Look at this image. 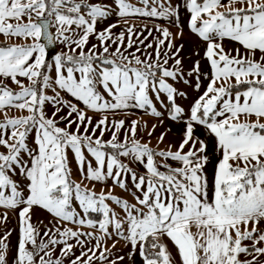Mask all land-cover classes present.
<instances>
[{"label": "snow or ice", "instance_id": "1", "mask_svg": "<svg viewBox=\"0 0 264 264\" xmlns=\"http://www.w3.org/2000/svg\"><path fill=\"white\" fill-rule=\"evenodd\" d=\"M113 3L115 7L88 0H0V34L5 38L0 43V77L17 86L13 90L0 81V111L4 112L0 146L6 149L0 152V208L4 209L0 220H7L9 210H18L14 264H63V258L73 253L69 239L81 250L68 264H92L97 259L117 264L124 257L116 255L108 261L105 254L110 250L100 244L101 236L113 233L130 245L128 258L138 250L143 264H174L162 241L165 235L174 243L180 264H264V0H184L190 14L187 28L204 42L203 57L210 66L202 72L196 60L188 72L195 76V89L201 88V76L207 83L187 115L176 103L177 96L187 93L168 82L189 83L180 57L183 45L175 46L173 34L159 25L156 29L163 38L157 37L154 46L133 40L141 33L134 32L126 19L175 17L180 29L175 35L181 36L184 26L178 7L166 6L162 0H151V6L150 0H139L142 7L130 0ZM113 12L118 19L96 31V23ZM121 21L126 27L113 33ZM90 36L97 43L89 46ZM17 39L23 42L8 43ZM225 39L242 46L244 52L240 47L226 51ZM57 40L68 50L46 61L47 46ZM134 44L146 49L143 59ZM150 93L157 100L163 94L168 118L184 123L182 139L174 149L142 143L136 138L137 120L124 128L123 120L109 124L104 115L93 123L87 114L135 107L160 117L163 113ZM46 103L54 107L51 115L44 110ZM9 108L28 114L9 116ZM62 109L64 114L59 115ZM197 126L203 137L196 134ZM109 129L110 138L105 140ZM145 130L151 135V130ZM33 132L30 146L27 137ZM163 139L161 133L158 143ZM209 141L216 153L211 181L205 172ZM69 149L79 181L72 179ZM132 164L142 166L144 172ZM109 180L107 191L93 190L96 183L107 185ZM116 187L130 192L132 200L115 194ZM34 207L46 210L63 226L45 228L41 236L31 223ZM92 213L99 218H92ZM69 222L88 228L98 225V232L73 229ZM9 234L10 230L0 236V264H8ZM81 237L95 238V246L84 247ZM246 240L251 243L245 244ZM58 244H62L60 255L53 256Z\"/></svg>", "mask_w": 264, "mask_h": 264}, {"label": "crops", "instance_id": "2", "mask_svg": "<svg viewBox=\"0 0 264 264\" xmlns=\"http://www.w3.org/2000/svg\"><path fill=\"white\" fill-rule=\"evenodd\" d=\"M131 3L136 4L139 7H142L139 3V0H130ZM165 5H171L173 8L179 9V22L181 25H183V34L181 36H176L175 34L180 30L179 28L176 27L174 21L175 17H172L171 20H165L163 18H155V17H148V16H143V15H131L127 17V23L128 25L134 26V32H140L141 35L139 37L133 35V40H142L144 45H147L149 43L155 45V42L157 40V37L163 38L160 36V33L157 31L156 26L159 25L161 28L167 27L169 31L173 34V43L175 46L183 45V48L181 49L180 52V57L181 61L183 64V70H184V76L185 79L189 81V83L185 84L182 80L179 81H172L171 79L168 80L170 84H172L176 89L183 91L187 93L186 96L176 97V103L179 104L181 107L185 109V115H187L188 108L194 98L200 94V92L203 91L204 87L206 86L207 80L205 77L201 76V88L199 90L195 89L193 87V84L195 82V76H189L188 72L192 68L194 62L196 60H200V68L201 71H205L209 69V65L206 62V58L203 57V50H204V42L200 40L199 37H197L195 34L191 33L190 29L187 28L186 25V20L188 16L190 15L185 6H184V0H162ZM88 3H97V4H111L113 7H115L113 0H88ZM150 6H151V0H150ZM118 18L116 17L115 13L113 12L109 17L102 21H98L95 25L96 31H100L102 28L106 27L110 23H114ZM27 17H24V21L26 22ZM12 23H16L17 21L13 20L11 21ZM75 27V26H73ZM126 26L124 25L123 21H121L120 24H117L115 28H113L111 31L113 33H118L121 31L123 28ZM145 29H148L150 31H146ZM51 31H55V29H51ZM127 41V36L125 37V42ZM5 38L2 34H0V43H4ZM11 42H17V43H22L23 41L21 40H10L8 43ZM89 46L93 43H97V40L95 39V36H90L89 38ZM223 46L225 50L229 49H235L237 47H240L241 53L244 52V49L242 46H239L235 42H230L229 40L225 39L223 42ZM114 47V45H113ZM135 47H140V54L141 58L143 59V53L146 51V49L139 45V44H134L133 48ZM197 49H199V55H197ZM67 47L61 43L59 40H57L54 44H50L47 46L46 51H45V58L46 61L51 62L52 57L57 53V52H64L67 51ZM165 49L162 48L161 52L163 53ZM175 48H173V51ZM132 51V49H130ZM148 52H152L153 49H147ZM260 53L257 51L256 53V58L259 59ZM168 67H172V59L169 58L168 61ZM24 79V78H20ZM0 81H3V83L7 84L9 87H17L15 84L11 82L10 79H5L3 77H0ZM25 84H27V80H24ZM101 92H103L102 89H98ZM49 94H51V90L49 89ZM61 95H66L65 93H61ZM153 98V103L155 107L157 108L158 111L162 112L163 115L160 117H155L149 113H146L145 110L135 108V107H130L127 109H118L106 113H97V112H92L89 111L88 113H91L92 115L96 116H104L107 115L108 117V122L111 124L113 120H123L124 121V128H127L129 126L130 121L132 120H137L138 125H137V134L136 136L140 135L146 138V141L149 143V146L154 148V149H166L168 145H172L173 149L175 146L178 144V142L182 139V133L184 131V123L173 121L170 118H168L167 112L165 111L161 101H164L166 103V99L161 94L160 100H157L155 98V95L150 93ZM106 96V94H105ZM68 99H71L73 102H75L74 98L67 97ZM51 108L52 104L51 103H46L44 108ZM83 107V105H81ZM54 108V107H52ZM114 116H121L117 117L116 119L113 118ZM162 121V123H161ZM153 125H155V128L153 129ZM151 130V135H148L146 130ZM161 133H164V139L162 142L158 143V137L160 136ZM196 134L201 135L203 137V130L200 126H197L196 129ZM120 136L122 138L123 132L120 133ZM198 146V145H197ZM207 154L209 155L210 159L209 162L207 163L205 167V172L208 175L209 181H211L212 176H213V171H214V164L216 162V153L213 150V146L211 141L208 143V150ZM162 159V158H160ZM158 160V159H157ZM170 164H172L173 167L177 166L175 162L169 160L168 161ZM133 168H135L137 171L140 173L144 172V169L142 166H138L136 164L131 165ZM163 170V169H162ZM76 174H79V171L76 169ZM73 179V178H72ZM111 180L107 182V186L111 185ZM100 184V183H96ZM105 185V184H103ZM119 189L118 187H116Z\"/></svg>", "mask_w": 264, "mask_h": 264}, {"label": "rangeland", "instance_id": "3", "mask_svg": "<svg viewBox=\"0 0 264 264\" xmlns=\"http://www.w3.org/2000/svg\"><path fill=\"white\" fill-rule=\"evenodd\" d=\"M129 51H130V49H129ZM45 70H47V69H45ZM10 88H12V87H10ZM12 89L16 90L17 87H13ZM52 107H53V105H52ZM52 107L51 108H47V107L44 108L45 112L48 115H51V112L54 110V108H52ZM7 114L9 116H20V115H27L28 113L26 110L22 111V110H19L16 108H9V109H7ZM62 114H64L63 109L61 110V113H59V115H62ZM87 114L92 117L93 123H95L98 119L101 118V116L92 115L91 113H87ZM117 117H121V116H114L113 118L116 119ZM3 118H4V112L0 111V120H3ZM60 126L63 127L64 122H61ZM9 131H10V129H9ZM97 134H99V133H97ZM110 134H111V129H109L108 131H106L104 133L103 139H105V140L109 139ZM33 137H34V132L30 133L29 136L27 137V142L29 143L30 146L33 144ZM136 138L141 140L142 143H148L146 141V138L143 136L138 135V136H136ZM3 151H6V149L3 148L2 146H0V152H3ZM85 156L87 157V159L92 161L93 165H95L94 159L86 152V150H85ZM68 158H69V166L72 170V178L74 181H79L81 179V177L79 174L77 175L75 172L76 169L78 170V166L76 165V163L74 161V157H73V154L71 153L70 149L68 150ZM121 159L124 160L123 157H121ZM157 159L160 160V157H157ZM125 162H127V161H125ZM11 178L13 180H17V181L19 180L18 176H12ZM88 186L91 187L92 185L88 184ZM129 186L131 187L130 178H129ZM101 189H104L105 191H107V185L95 184V187L93 190L96 192H99ZM113 191L115 194L121 196L122 198H127L130 201L132 200V195L130 192L126 193L120 188L119 189L114 188ZM6 193H7V190H6ZM72 203H73V207L76 208L77 212H80L81 210L79 209V206L74 199H73ZM108 203L110 204V206L112 208H114L117 211V213H120L122 215V210L120 208H118L115 204H112L111 201H108ZM3 212H4V209L0 208V215H2ZM81 215H83V213H81ZM91 216L94 219L99 218V214H97V213H92ZM41 221H42V223H40ZM31 223L38 226V230H39L41 236L43 235L45 228H52V227L60 228L63 226V222L61 224H57L56 221L53 219V217L46 210H43L39 207H34L33 209H31ZM67 226L71 227L73 229L80 227L81 231H85V232H87V231L98 232V225L96 228H88L85 226L75 225V224H72L69 222L67 224ZM9 230H10V234L6 237L7 244H8L7 261H8V264H14V257L16 254V246H17V241H18V210H16L15 212L9 210L8 215H7V220L6 221L0 220V236H4L5 232H8ZM109 232H112L111 226H109ZM51 234L52 233L50 232L49 235H51ZM45 239H47V237H45ZM81 239L84 240V245H83L84 247L92 248L96 244L95 238L81 237ZM114 241H116L115 247H113ZM162 241H163V243H165L167 245V250L174 257V264H180L179 257L177 256V251H176L174 243L166 235L164 237H162ZM37 242L39 243V238L37 239ZM68 242L73 244V253L70 254L68 257L63 258V264H68V260L71 259L73 255H78L80 250H81V245L77 244L74 239H69ZM244 243L250 244L251 241L246 240V241H244ZM100 244L102 247H106L110 250L111 254H109V253L105 254L107 256L108 261L114 260L115 256L119 255V256H123L124 259H123V261H118L117 264H143L142 259L138 254V250L133 254L131 259L128 258L127 253L131 250L130 245H128L125 241L121 240L114 233L111 236L106 237V238L101 236ZM28 247L31 248V245H28ZM61 247H62V244H58L56 246L54 253H53V256H59L60 255V248ZM99 251L100 250L97 249V256L99 255ZM38 258L39 257H36V259H38ZM240 258L245 259L246 257L242 254ZM92 264H107V261L100 262L97 259V260H93Z\"/></svg>", "mask_w": 264, "mask_h": 264}, {"label": "trees", "instance_id": "4", "mask_svg": "<svg viewBox=\"0 0 264 264\" xmlns=\"http://www.w3.org/2000/svg\"><path fill=\"white\" fill-rule=\"evenodd\" d=\"M139 172V171H138Z\"/></svg>", "mask_w": 264, "mask_h": 264}, {"label": "water", "instance_id": "5", "mask_svg": "<svg viewBox=\"0 0 264 264\" xmlns=\"http://www.w3.org/2000/svg\"><path fill=\"white\" fill-rule=\"evenodd\" d=\"M52 45V44H51Z\"/></svg>", "mask_w": 264, "mask_h": 264}]
</instances>
